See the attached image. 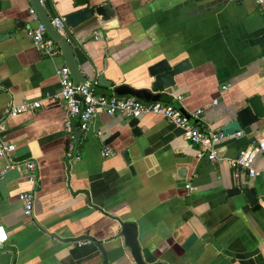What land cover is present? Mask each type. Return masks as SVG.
Here are the masks:
<instances>
[{"label": "crops", "instance_id": "0c3cea01", "mask_svg": "<svg viewBox=\"0 0 264 264\" xmlns=\"http://www.w3.org/2000/svg\"><path fill=\"white\" fill-rule=\"evenodd\" d=\"M104 1L113 6L114 18L100 28L69 30L86 81L93 79L91 68L110 81L108 87L94 83V93L129 96L125 86L148 85L152 62L186 59L189 68L161 91L186 114L199 109L191 121L200 128L219 131L232 118L228 113L252 95L264 109V10L253 0ZM72 4L45 0L43 7L51 19L70 14ZM29 6L28 0H0V132L14 145L11 159L31 158L37 176L33 218L22 212L19 194L31 185L21 167L0 176V225L6 232L0 264H135L117 235L119 221L135 225L148 262L264 264V153L254 158L252 177L246 171L234 177L228 163L264 139V115L243 134L220 139L209 161L196 158L181 129L160 115L137 117L140 133L132 136L120 126L126 118L98 111L78 137L79 158L67 160L65 104L54 73L64 59L61 52L47 57L32 45ZM24 100H38L39 106L2 117L8 103ZM5 166L0 157V170ZM244 183L256 195L254 211H241V195L226 194ZM83 234L100 245L65 240ZM189 234L195 239L183 249Z\"/></svg>", "mask_w": 264, "mask_h": 264}, {"label": "built area", "instance_id": "2783aa9c", "mask_svg": "<svg viewBox=\"0 0 264 264\" xmlns=\"http://www.w3.org/2000/svg\"><path fill=\"white\" fill-rule=\"evenodd\" d=\"M261 9L264 10V0H253ZM44 6L45 0H37ZM28 14L34 25L26 30L27 36L31 39L32 45L43 55L52 57L60 52L57 44L48 36L42 23L38 20L34 9L29 6ZM63 16H54L50 19L51 25L57 30H63ZM264 63V57L260 58ZM54 73L59 85L58 96L65 104V121L64 128L67 133V143L65 147V156L67 160L78 159L80 149L77 146V140L73 133V123L78 122L80 131L88 128V125L94 115L101 111L106 115L119 114L126 119L139 117L144 114L160 115L168 122L174 124L181 129L183 139L189 141L196 147L195 157L205 158L209 161H214L216 158V143L224 136L219 131H212L200 128L196 123L191 121V118L196 117L200 110L197 109L192 113L184 114L180 107L164 101H148L137 99L133 96L119 97L115 95H106L94 93L92 87H89L92 81L85 83H73L70 72L65 65L58 66L54 69ZM76 97H79L77 99ZM175 99L179 100L180 97ZM39 106L38 100H24L19 104L8 103L3 111L2 117L17 115L24 111H32ZM77 116V117H76ZM76 117V118H75ZM0 123V131H1ZM14 150V145L2 138L0 132V157L5 160L6 166L0 170V176L7 168L21 167L25 174L26 180L30 183L31 188L19 194V199L22 203V212L28 218H33L32 206L34 191L33 188L37 181L35 173V162L31 158L21 160L11 159V154ZM108 149H102V155H107ZM260 153H264V139L256 141L241 149L238 154L228 160L229 165L234 169L233 176L237 177L243 171H246L247 176L252 177L256 174L252 167L254 158ZM184 187L190 189L188 183ZM6 241V232L3 225H0V246Z\"/></svg>", "mask_w": 264, "mask_h": 264}, {"label": "water", "instance_id": "95a60500", "mask_svg": "<svg viewBox=\"0 0 264 264\" xmlns=\"http://www.w3.org/2000/svg\"><path fill=\"white\" fill-rule=\"evenodd\" d=\"M30 6L34 9L37 14L38 20L44 26L48 36L57 44L60 52L64 59V65L68 68L73 83H85L88 79L87 73H82L80 66L74 58V49L72 42L70 41V29L81 30L88 29L90 27L100 28L101 24L115 17V10L109 1L104 0H73L72 7L74 10L64 17L62 27L64 32H60L51 25L50 18L46 14L44 7L41 6L37 0H28ZM98 35H102L101 30L98 31ZM190 64L186 59L177 61L173 64H169L165 59H157L147 67V74L150 78L147 86L143 88L124 87L126 93L129 96H133L137 99L148 100V101H164L168 102L170 95L161 91L162 89L169 88L174 83V76L178 75L182 71L189 68ZM92 82L97 83L101 86H110V81L105 79L104 76L99 73H95L94 69L91 68ZM89 87L93 84L90 83ZM79 99V97H76ZM182 111V110H181ZM184 114L185 111H182ZM232 118L219 126V132L222 136H231L238 132L243 134L246 128L255 123L260 117L264 115L263 106L259 100V97L252 95L243 99L240 104L228 113ZM77 117V116H76ZM75 117V118H76ZM138 118L133 117L130 119H124L120 122V126L126 125L128 127L129 134L132 136L140 133V128L137 126ZM73 133L76 140H78L81 134L78 128V122L73 123ZM118 131L109 135L104 139V145L109 143L114 137L118 135ZM121 156L125 164H129L126 154L121 152ZM128 169L132 171L131 165H128ZM180 174V170H178ZM0 188L3 190V180L0 179ZM227 196H238L241 195L245 200V204L240 207L241 211H254L259 207L255 203L256 195L253 190L247 188V184H241L235 188H229L226 191ZM118 236L123 237L124 246L129 249L130 255L135 264H164L162 262H148L145 261L140 254L139 245L136 241V230L135 225L132 222L119 221L118 222ZM82 239H89L100 245V241H96L89 235H78L75 237L67 238V241H78ZM195 236L189 234L184 240L181 247L183 249L188 248L194 241Z\"/></svg>", "mask_w": 264, "mask_h": 264}]
</instances>
